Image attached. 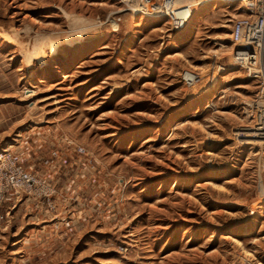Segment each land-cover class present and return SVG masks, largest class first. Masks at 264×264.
<instances>
[{
    "label": "rangeland",
    "instance_id": "obj_1",
    "mask_svg": "<svg viewBox=\"0 0 264 264\" xmlns=\"http://www.w3.org/2000/svg\"><path fill=\"white\" fill-rule=\"evenodd\" d=\"M165 1L0 0V154L38 183L0 201V264H264L244 12L210 0L178 30Z\"/></svg>",
    "mask_w": 264,
    "mask_h": 264
},
{
    "label": "built area",
    "instance_id": "obj_2",
    "mask_svg": "<svg viewBox=\"0 0 264 264\" xmlns=\"http://www.w3.org/2000/svg\"><path fill=\"white\" fill-rule=\"evenodd\" d=\"M221 1V0H218ZM236 1V0H233ZM252 14L235 19L231 27V41L236 45L235 54L244 53V57L249 58V65L240 62L242 69L248 77L260 85V92L257 100V119L252 128L257 130L262 128L259 133L264 138V3L263 0H251ZM175 29L180 30L177 26ZM236 59H239L235 55ZM245 66H244V65ZM248 66L250 69H247ZM191 71H185L182 79L187 87L194 85ZM195 75V74H194ZM255 118V117H254ZM262 126V127H261ZM7 150V149H6ZM4 150V151H6ZM264 159V147L262 149ZM37 179L32 173L28 172L22 163L21 156L15 151L2 152L0 154V201L5 198V194L14 190L33 193L37 186ZM259 188L264 191V179L259 182ZM51 188H46L43 193L50 196ZM3 217H0V224Z\"/></svg>",
    "mask_w": 264,
    "mask_h": 264
},
{
    "label": "bare ground",
    "instance_id": "obj_3",
    "mask_svg": "<svg viewBox=\"0 0 264 264\" xmlns=\"http://www.w3.org/2000/svg\"><path fill=\"white\" fill-rule=\"evenodd\" d=\"M132 1V0H131ZM144 1H146V0H144ZM174 1L175 0H166L165 1V3H164V5H165V7H166V10H164L166 13H164V14H161V15H163V17H167L168 19H170L169 21H170V23H171V25L172 26H177V25H179V21L180 20H182V21H185V20H187V19H190V18H192V16L195 14V9L196 8H201L202 6H205V5H207L209 2L208 1H210V0H195V1H189L188 3H187V5L185 4L184 6H182V7H177L178 9L177 10H175L176 8H174L175 6H173L174 5ZM212 1H218V0H212ZM224 1H226L227 2V5H231V6H237V7H239V9H241V10H243V12H244V14H242L243 16H247L248 14H252V9H251V7L249 6V5H252V4H250V3H252V1L251 0H236V1H233V0H224ZM263 3H264V0L262 1ZM151 4H153L152 3V1L151 2H149V3H145V4H143V9H140L139 10V12L138 13H140V14H143L144 16H152L153 14H156L158 11H156V9L157 8H155V10H152L151 9V7H150V5ZM144 5H145V7L146 8H144ZM200 6V7H199ZM153 7V6H152ZM154 8V7H153ZM162 8V7H161ZM169 8V9H168ZM241 10H239V11H241ZM156 11V12H155ZM163 11V10H162ZM163 11V12H164ZM162 12V13H163ZM160 15V16H161ZM154 16V15H153ZM160 16H155V17H160ZM175 22H174V21ZM178 21V22H177ZM177 24V25H176ZM181 24H182V22H181ZM191 26V24H189L188 25V23L185 25V28H189ZM116 31V30H115ZM78 38V37H77ZM235 47H236V45H234ZM235 50H236V48H235ZM235 50H234V52H235ZM238 56V58L239 57H241V58H239V59H236L235 57H234V60H242L241 62H243L245 65H249V61H250V59L249 58H246V56L244 57V53H238V54H235L234 53V56ZM243 64V65H244ZM263 64H264V62H263ZM244 65V66H245ZM241 69H242V67H241ZM247 69H250V67L248 66V68ZM243 70V69H242ZM245 72V71H244ZM192 78H193V74H192V76H191ZM194 79V78H193ZM194 84H195V81H194ZM225 91V90H224ZM262 127V126H261ZM262 128H259L258 129V131L257 130H254V128H250L249 130L250 131H248V130H245V134L247 135V139H249V140H251V142H252V140L253 141H255V142H253V143H257V141L255 140L256 138L257 139H259L260 141H261V151H263L262 149H263V147H264V138H262L261 137V134L259 133V131L261 130ZM248 143H250L249 141H248ZM251 144V143H250ZM11 150V148H9V149H7L6 151H3V152H8V151H10ZM263 158V157H262Z\"/></svg>",
    "mask_w": 264,
    "mask_h": 264
}]
</instances>
